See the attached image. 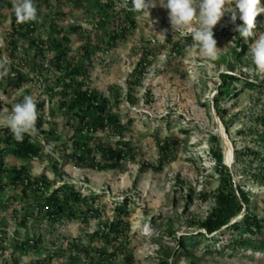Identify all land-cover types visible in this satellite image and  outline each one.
<instances>
[{
	"label": "rangeland",
	"instance_id": "1",
	"mask_svg": "<svg viewBox=\"0 0 264 264\" xmlns=\"http://www.w3.org/2000/svg\"><path fill=\"white\" fill-rule=\"evenodd\" d=\"M98 1L34 0L37 20L17 24L11 0H0V59L10 61L8 75L0 79V110L10 112L25 95L33 96L39 134L32 140L40 149L38 156L23 160L0 132V264H158L163 231L162 244L176 253L169 264H192L178 242L195 236L197 264H264L261 237L238 249L228 246L230 230L206 235L200 225L217 206L220 178L213 145L222 149L235 187L251 196L250 207L243 206L229 225L248 211L264 219V87L243 82L247 74L264 83V74L247 56L255 37L245 41L243 58L234 62L240 41L234 29L242 21L233 24L226 12L213 29L218 58L188 52L195 22L173 32L168 10L161 7L166 0H159L151 16L130 11L136 25L115 42L109 37L118 20L115 11H104ZM256 23L254 32H264V13ZM13 25H21L18 33ZM33 40L41 42L44 52ZM87 42L90 57L83 48ZM63 47L68 58L85 66L75 81L51 63ZM16 70L26 79L19 88ZM229 73L239 78L237 91L218 98L222 75ZM78 84L106 99L105 127L96 109L68 108ZM97 144L124 150L125 158L114 168L97 149L93 168L77 167L69 158ZM21 167L24 178L37 183L28 187L26 181H15L14 170ZM56 189L60 197L71 190L80 193V201L69 200L57 220L45 207ZM125 199L128 214L121 217L130 229L116 238L108 233ZM168 221L174 235L167 233Z\"/></svg>",
	"mask_w": 264,
	"mask_h": 264
},
{
	"label": "trees",
	"instance_id": "2",
	"mask_svg": "<svg viewBox=\"0 0 264 264\" xmlns=\"http://www.w3.org/2000/svg\"><path fill=\"white\" fill-rule=\"evenodd\" d=\"M97 3L99 7H101L104 11H106L107 7L112 8V11H115V16H113L118 20L116 22V25H114V29H112V31L109 33V37L112 39V41L116 42L120 37L124 35L126 31H128L130 28L135 27L136 21L134 20V18L131 17L130 10L120 9L119 11H117L114 7V3L111 1H108L105 5L100 1H98ZM109 17L110 16L107 13V19ZM257 25L258 24L256 23V26ZM19 26L21 25H13L14 32H19ZM80 28L81 27L78 25L77 27H74L73 30L77 31ZM238 40H240L238 41V47L234 50L233 53L234 62L240 61L244 56L245 50L247 49V45L245 44L246 40L240 35ZM248 40L251 41L252 37H250ZM33 44L39 52H44L43 45L41 44V42L33 40ZM83 48L85 49V54L90 57L92 50L91 43L87 42L85 47ZM74 60V58H68L67 49L63 47L62 51L58 53L53 60H51V63L55 64V67L59 69L63 74L66 73V75H69L71 77V80L75 81V78H77V76L83 74L85 66L83 63L77 64ZM16 72L17 77L15 78V86L19 88L22 82H24L26 79L20 70H16ZM222 78L223 81L217 93V97L221 99L229 97L231 94H234L237 91L234 86V83L239 79L236 75L231 73L223 74ZM243 82L246 86L250 88L264 87L263 82L254 81V79H250L247 74H244ZM70 96L71 97L70 103L68 104V108L73 109L79 106V108H81L80 110H83V108L96 109V111H98L99 113L100 118L99 125L101 127H105L106 123L104 117L105 113L107 112L106 99H104L103 97H98L97 95H93L88 90L82 91L81 84H78V86H74L73 93H70ZM66 106L67 105L65 102L61 103L60 107L65 108ZM80 118L82 119V122H84L85 117L83 113H80ZM1 131H4L6 133L7 141H12L15 147L14 151L16 152L19 158L27 160L32 157L38 156L40 149L38 145L34 143L32 138L26 136L23 142H17L13 138L12 133L7 127H0V132ZM212 140L216 141V138L212 137ZM87 147L88 149L86 151H82L78 154L73 153L69 156L75 166L80 168H93L95 166L93 161L96 157L95 155L92 156V152H94V150L96 149L98 151L100 150L104 158H107V160L111 161V168H114V165L117 166L125 158L124 150L116 148L114 149L112 146L109 145L105 146L97 144L94 147L90 145ZM222 153V149L219 146L213 145L211 147V154L217 162V166L215 169L220 178V186L218 187V191L215 195L217 206H215L211 210L210 214L200 223V225L203 229L206 230V235H211L217 232L218 234H223V232L221 231L223 228L230 230L231 236L226 240L229 243L228 246L232 243V246L237 247L238 249H245L247 248V246H249L250 242L253 241L252 238H254L255 236H259L262 238L260 241L262 242L263 246L264 219L256 213H251L248 211L245 217L240 222L236 221L234 224L229 225L231 219L235 216L236 212H241L243 206H247V208L250 207L251 196L245 191L242 186L235 187L236 184L232 177L233 173L226 165H224ZM239 153L247 154L245 152ZM54 167L57 171V165H54ZM23 170L24 169H22V167L14 170L16 173L14 177L15 181H26L25 185H27L28 187H31L34 185V183H37V181H31L29 176H26V178H24ZM254 176H256L257 178L260 175ZM260 182L264 183V173L260 179ZM45 185L47 184L45 183ZM59 191L60 189H56V191H54L52 195L48 196L45 205V207L48 208V212H50L52 218H54L55 220H57L58 215L62 214L60 212L61 210H64V206L69 202V200H71L72 202L80 201L79 192L71 190L67 195H64V197H60L58 195ZM123 204L124 205L119 207L121 208V210L118 211L116 218L110 226V233H108V235L114 234L116 238L127 233V231L130 229L129 222L121 217L123 215L128 214L125 205L126 199L124 200ZM119 208H116V210H119ZM71 216H73L72 213L70 214V218ZM168 226L169 228L167 229V233L169 235H174L172 228H170L171 222H169ZM199 235L203 236L204 238L206 237L204 233H199ZM159 236L160 237L157 242L160 243L159 251L161 253V257H159L160 259L158 264H169V260L172 259L176 253H174L169 247H166L162 244L163 238L165 237V232L163 231L162 234ZM247 236H251L250 239H246ZM197 238L198 236H195L194 239L189 242H178V244L180 245L181 253H183L185 255V258L191 261L192 264H197V259L192 254V248L196 244L194 240Z\"/></svg>",
	"mask_w": 264,
	"mask_h": 264
},
{
	"label": "clouds",
	"instance_id": "3",
	"mask_svg": "<svg viewBox=\"0 0 264 264\" xmlns=\"http://www.w3.org/2000/svg\"><path fill=\"white\" fill-rule=\"evenodd\" d=\"M230 2L233 5L231 10L225 11ZM11 5L17 24L37 20L34 0H11ZM114 6L117 11L125 9L151 16L150 9L161 5L159 0H114ZM161 7L168 10L173 32L187 29L195 22L191 31L192 43L187 45L186 51H198L209 60H216L220 49L214 39L213 29L226 12L231 13L233 24L237 19L242 21L234 30L245 40L255 37L247 56L251 57L257 72L264 74V32H254L257 16L264 13L260 0H166ZM9 71L10 61L0 59V79L7 76ZM38 118L37 101L31 95H25L21 102L12 106L10 112L0 110V126L7 127L17 142H23L26 136L35 138L39 134ZM144 232L147 234L150 229L145 226Z\"/></svg>",
	"mask_w": 264,
	"mask_h": 264
},
{
	"label": "bare ground",
	"instance_id": "4",
	"mask_svg": "<svg viewBox=\"0 0 264 264\" xmlns=\"http://www.w3.org/2000/svg\"><path fill=\"white\" fill-rule=\"evenodd\" d=\"M232 156H233V151L230 150V151L228 152V155H227L228 160L231 159Z\"/></svg>",
	"mask_w": 264,
	"mask_h": 264
},
{
	"label": "built area",
	"instance_id": "5",
	"mask_svg": "<svg viewBox=\"0 0 264 264\" xmlns=\"http://www.w3.org/2000/svg\"><path fill=\"white\" fill-rule=\"evenodd\" d=\"M39 184L43 186V183L42 182H40Z\"/></svg>",
	"mask_w": 264,
	"mask_h": 264
}]
</instances>
